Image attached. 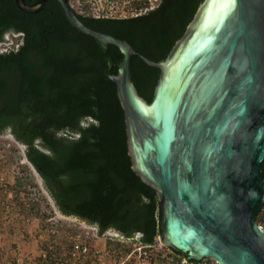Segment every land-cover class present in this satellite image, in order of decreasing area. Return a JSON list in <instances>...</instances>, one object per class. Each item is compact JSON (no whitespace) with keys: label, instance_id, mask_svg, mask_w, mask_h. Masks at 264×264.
Returning a JSON list of instances; mask_svg holds the SVG:
<instances>
[{"label":"water","instance_id":"95a60500","mask_svg":"<svg viewBox=\"0 0 264 264\" xmlns=\"http://www.w3.org/2000/svg\"><path fill=\"white\" fill-rule=\"evenodd\" d=\"M46 1L14 0L28 13ZM57 1L70 24L95 38L107 54L105 73L124 109L132 167L160 202V240L187 259L264 264V230L255 221L264 188V0H233L223 24L211 30V44L181 65L168 108L167 73L195 37L210 0L201 1L184 35L159 61L126 40L87 27L67 0ZM109 44L122 54L117 64ZM133 55L159 68L149 101L132 82ZM155 102L158 112L146 114L143 107Z\"/></svg>","mask_w":264,"mask_h":264},{"label":"trees","instance_id":"16d2710c","mask_svg":"<svg viewBox=\"0 0 264 264\" xmlns=\"http://www.w3.org/2000/svg\"><path fill=\"white\" fill-rule=\"evenodd\" d=\"M201 1L161 0L132 17L74 13L87 27L159 61L184 35ZM9 32L20 33L21 43L0 52V133L9 129L26 145V158L62 214L94 224L100 235L114 229L127 239L153 242L161 232L160 202L132 167L124 109L106 76L102 45L75 29L57 0L35 13L0 0V42ZM108 49L119 63L118 47ZM158 76V67L132 56V82L148 101ZM261 169L263 174L264 162Z\"/></svg>","mask_w":264,"mask_h":264},{"label":"rangeland","instance_id":"374dc122","mask_svg":"<svg viewBox=\"0 0 264 264\" xmlns=\"http://www.w3.org/2000/svg\"><path fill=\"white\" fill-rule=\"evenodd\" d=\"M143 1L90 0V6L108 7V15L126 17L157 3ZM5 37L9 42L0 51L21 42L12 33ZM25 153L26 145L9 129L0 133V264H139L133 253L136 236L127 239L114 229L100 235L94 224L62 214ZM162 254L166 256H158L156 264L178 258L166 250ZM41 255L45 261L37 260Z\"/></svg>","mask_w":264,"mask_h":264},{"label":"bare ground","instance_id":"6f19581e","mask_svg":"<svg viewBox=\"0 0 264 264\" xmlns=\"http://www.w3.org/2000/svg\"><path fill=\"white\" fill-rule=\"evenodd\" d=\"M234 7L233 0H210L209 5L205 9L201 20L197 26L196 35L191 39L188 46L173 62L167 73V79L163 88V99L165 100V108L171 101L169 95L173 91V86L181 68V65L191 57V54L199 52L207 48L213 41L211 30H217L225 21L228 14ZM146 114L154 116L158 112V102H155L152 107H143Z\"/></svg>","mask_w":264,"mask_h":264},{"label":"built area","instance_id":"2783aa9c","mask_svg":"<svg viewBox=\"0 0 264 264\" xmlns=\"http://www.w3.org/2000/svg\"><path fill=\"white\" fill-rule=\"evenodd\" d=\"M69 6L72 10L82 16H90L94 18L102 17V16H110L108 15V7L101 6L94 9L90 0H67ZM262 182L264 184V173L262 174ZM255 221L258 226H260L264 230V188H263V201L262 204L255 215ZM160 234H156L153 242L151 243H142L138 241V245L133 249V253H135V258L139 264H156V260L158 256H166V254L160 255L163 250H166L170 255H176L178 258L173 260V257L169 258L170 260L167 263L170 264H218L216 260L210 257H203L201 259H187L183 254L177 253L173 249L164 245V243L160 240ZM139 235H136V239ZM78 247V246H76Z\"/></svg>","mask_w":264,"mask_h":264},{"label":"flooded vegetation","instance_id":"af4514ba","mask_svg":"<svg viewBox=\"0 0 264 264\" xmlns=\"http://www.w3.org/2000/svg\"><path fill=\"white\" fill-rule=\"evenodd\" d=\"M147 1H148V2H147ZM160 1H161V0H157V3H156L154 6H150V8H145L144 12H140V11H138V12H136V13H134V14H131L130 16H126V17L138 16V15H140V14H143V13H145V12H147V11H149V10L155 8V7L160 3ZM142 3H143V4H149V3H151V0H144ZM104 17H110V16H102V17H98V18H104Z\"/></svg>","mask_w":264,"mask_h":264},{"label":"clouds","instance_id":"9594fccd","mask_svg":"<svg viewBox=\"0 0 264 264\" xmlns=\"http://www.w3.org/2000/svg\"><path fill=\"white\" fill-rule=\"evenodd\" d=\"M9 33H12L14 36H21V34L20 33H13V32H9ZM8 34V33H7ZM6 36V35H5ZM4 36V41H1L0 42V45H2V44H7V42H9V39L7 38V37H5ZM20 41H21V37H20ZM11 42V41H10ZM21 43V42H20ZM20 43L19 44H17V46L18 45H20ZM9 49H13L12 47H9V48H6V49H3V50H1L0 52H2V51H4V50H9Z\"/></svg>","mask_w":264,"mask_h":264}]
</instances>
